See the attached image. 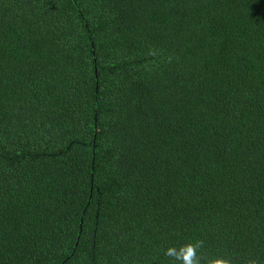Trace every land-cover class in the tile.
<instances>
[{"label": "trees", "instance_id": "trees-1", "mask_svg": "<svg viewBox=\"0 0 264 264\" xmlns=\"http://www.w3.org/2000/svg\"><path fill=\"white\" fill-rule=\"evenodd\" d=\"M198 240L264 264V0H0V264Z\"/></svg>", "mask_w": 264, "mask_h": 264}, {"label": "clouds", "instance_id": "clouds-1", "mask_svg": "<svg viewBox=\"0 0 264 264\" xmlns=\"http://www.w3.org/2000/svg\"><path fill=\"white\" fill-rule=\"evenodd\" d=\"M203 246V241L189 242L181 245L179 248L176 246H170L164 251V255L171 260L179 261L180 264H208L206 257L198 256L197 250ZM211 264H231L228 259H214ZM254 264V262H253Z\"/></svg>", "mask_w": 264, "mask_h": 264}]
</instances>
